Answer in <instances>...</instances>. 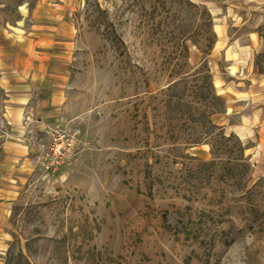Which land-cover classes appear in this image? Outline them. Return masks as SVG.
I'll list each match as a JSON object with an SVG mask.
<instances>
[{"label":"rangeland","instance_id":"obj_1","mask_svg":"<svg viewBox=\"0 0 264 264\" xmlns=\"http://www.w3.org/2000/svg\"><path fill=\"white\" fill-rule=\"evenodd\" d=\"M191 1L212 16L205 59L225 101L212 119L250 143L241 153L231 140L213 162L210 137L191 144V123L165 106L168 84L185 78L187 100L197 84L191 39L203 47L211 31L197 32L194 9L0 0V264H264V128L250 124L245 137L234 124L262 104L264 0ZM15 62L39 79L64 74L69 124H6L2 78ZM51 128L70 138L61 157Z\"/></svg>","mask_w":264,"mask_h":264},{"label":"trees","instance_id":"obj_2","mask_svg":"<svg viewBox=\"0 0 264 264\" xmlns=\"http://www.w3.org/2000/svg\"><path fill=\"white\" fill-rule=\"evenodd\" d=\"M182 2L186 7L192 8L197 12V16L200 18L197 32H199L202 27L209 28L211 32L206 36V43L203 47H201V43H203L201 38L197 37L191 39L202 53L201 59L194 67L193 76L197 84H193L190 88L192 99L187 100L184 98V92L187 89L185 85L186 79L181 78L180 82H172L167 85L165 106L168 110H175L187 123H191L188 124V135L191 144H200L210 137L212 140L209 144L210 153L212 155V160L210 162H213L221 153H231V150L227 149L229 146L228 143L231 140H233V142L230 146H236L241 153H243L244 149L249 148L250 143H248L249 145H243L233 133L225 135L223 126L212 119L213 115L225 112V101L214 90L212 75L205 59V56L209 54L215 42V33L211 30L213 24L212 16L203 3H196L191 0H182ZM257 32L259 37L264 40V33H261L259 29H257ZM181 37V41L179 42V55L186 59L188 56V47L184 39L186 36L181 35ZM255 64L258 66V72H264V69L259 68L257 62ZM245 161H248V157H245Z\"/></svg>","mask_w":264,"mask_h":264},{"label":"crops","instance_id":"obj_3","mask_svg":"<svg viewBox=\"0 0 264 264\" xmlns=\"http://www.w3.org/2000/svg\"><path fill=\"white\" fill-rule=\"evenodd\" d=\"M19 63L11 64L15 68L10 69L8 76L2 78V81H6L5 85L3 84L6 87L5 95L9 96V106L4 111L6 124H23L26 118L35 120L32 124H69L64 109V98H66V91L62 88L64 74L58 73L59 77L55 76V80L53 78L39 79L40 74L37 68L36 71L35 68H30L34 70L27 72L24 68H19L21 65ZM57 86L60 87L57 88ZM254 99L262 100V104L252 111L249 116L250 121L247 117L249 122L234 123L238 124L236 128L245 137L251 135L250 124H260L264 128V95L260 93ZM258 140L260 145L264 146V134L259 136Z\"/></svg>","mask_w":264,"mask_h":264},{"label":"built area","instance_id":"obj_4","mask_svg":"<svg viewBox=\"0 0 264 264\" xmlns=\"http://www.w3.org/2000/svg\"><path fill=\"white\" fill-rule=\"evenodd\" d=\"M51 142L49 151L51 155L61 157L68 150L70 145V138L64 129L51 128L50 130Z\"/></svg>","mask_w":264,"mask_h":264}]
</instances>
